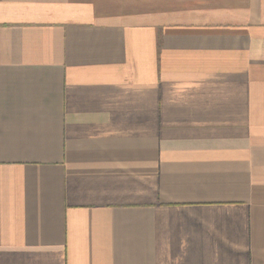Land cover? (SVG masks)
<instances>
[{
  "label": "crops",
  "instance_id": "1",
  "mask_svg": "<svg viewBox=\"0 0 264 264\" xmlns=\"http://www.w3.org/2000/svg\"><path fill=\"white\" fill-rule=\"evenodd\" d=\"M0 264H264V0H0Z\"/></svg>",
  "mask_w": 264,
  "mask_h": 264
}]
</instances>
